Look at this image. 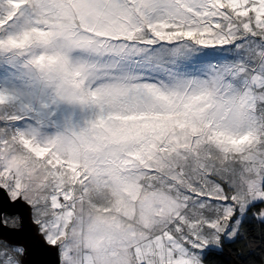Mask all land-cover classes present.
<instances>
[{"label":"snow or ice","instance_id":"1","mask_svg":"<svg viewBox=\"0 0 264 264\" xmlns=\"http://www.w3.org/2000/svg\"><path fill=\"white\" fill-rule=\"evenodd\" d=\"M0 264H264V0H0Z\"/></svg>","mask_w":264,"mask_h":264}]
</instances>
